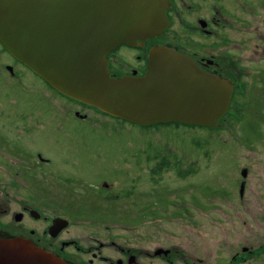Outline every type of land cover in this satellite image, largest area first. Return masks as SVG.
Returning a JSON list of instances; mask_svg holds the SVG:
<instances>
[{
	"label": "flooded vegetation",
	"instance_id": "flooded-vegetation-1",
	"mask_svg": "<svg viewBox=\"0 0 264 264\" xmlns=\"http://www.w3.org/2000/svg\"><path fill=\"white\" fill-rule=\"evenodd\" d=\"M168 2L169 25L164 32L148 39L143 46L122 45L110 53L107 59L111 75L144 76L153 48L175 50L188 56L201 71L231 85L233 92L228 112L216 126L169 124L178 128L183 125L190 132L207 128L209 142L215 143L226 141L222 136H229L230 132L249 136L254 126V136L264 142V0ZM123 50L127 52L123 54ZM0 104L3 114L12 117L0 123V235L36 245L75 264H158L155 262L158 260L163 264H176L177 260L184 264L204 262L202 257L196 256L192 245L186 249L176 243L160 244L159 238L148 230L147 225L152 223L144 222L140 237H133V231L125 228L128 235L124 237L110 238L108 242L96 240L97 247L95 244L77 246L79 252L72 251L70 248L76 246L73 239L59 240L73 224L69 213L84 216L87 212H159L164 209V177L176 173L185 179L194 175L196 168L194 164H186L183 157L175 156V152H165L163 147L135 163L131 156L102 160L96 157L87 166L69 161L55 163L50 153L31 145L34 131L51 123L52 113L59 129L67 128L69 122L74 121L88 123L91 128L109 134H121L131 125L59 92L12 55L1 41ZM40 106L44 109H36ZM102 118L118 120L124 125L109 126L101 122ZM218 135H221L220 140H214ZM260 154L256 153L248 165L242 163L238 167L242 201L249 185V166L259 163L257 155ZM260 158L263 163L264 158ZM134 165L136 171H133ZM73 166H81L83 171ZM259 171L264 174L263 165ZM182 206L189 211L186 205ZM59 217L68 220V226L54 236L51 227ZM37 222H42V226ZM104 228L110 230L112 227L104 224ZM106 245L114 248L117 255L103 254ZM258 250L260 253L259 248L244 247L240 258L244 259L246 253L256 254Z\"/></svg>",
	"mask_w": 264,
	"mask_h": 264
},
{
	"label": "water",
	"instance_id": "water-1",
	"mask_svg": "<svg viewBox=\"0 0 264 264\" xmlns=\"http://www.w3.org/2000/svg\"><path fill=\"white\" fill-rule=\"evenodd\" d=\"M168 7V0H0V41L56 90L113 117L144 126H216L233 88L186 55L155 47L144 76L111 75L108 55L160 36ZM67 226L56 218L53 235ZM0 264L75 263L0 235Z\"/></svg>",
	"mask_w": 264,
	"mask_h": 264
},
{
	"label": "rangeland",
	"instance_id": "rangeland-1",
	"mask_svg": "<svg viewBox=\"0 0 264 264\" xmlns=\"http://www.w3.org/2000/svg\"><path fill=\"white\" fill-rule=\"evenodd\" d=\"M126 52L122 51L123 54ZM3 110L0 104L1 124L5 122L4 118H12L7 113L4 115ZM51 120V123H45V128H36L31 145L50 153L55 163L69 161L87 166L96 157L102 160L105 157L130 156L135 163L163 147L165 152H175V156L183 157L186 164H194L196 168L195 174L185 179L176 173L164 177V209L159 212H87L84 216L82 213H69L73 224L59 240L73 239L76 246L70 248L72 251L78 253L77 246L91 247L95 244L97 247L98 241L124 237L128 235L126 229L133 231V237H140L144 222L152 223L147 225L148 230L159 238L160 244L176 243L186 249L193 246L196 256L203 258L202 264H264V174L259 171L262 165L264 167L260 158H264V142L254 136V126L249 136L231 132L227 136L224 133L222 137L227 138L226 141L215 143L209 142L210 131L207 128L190 132L183 125L180 128L175 124L142 127L127 123L131 125L129 130L109 134L99 128H91L88 123L74 121L69 122L67 128L59 129L53 113ZM101 122L109 126L124 125L108 118H102ZM220 138L218 135L214 140ZM256 153H261L257 155L259 163L253 162L249 166V185L242 201L239 198L241 176L238 167L242 163L248 165ZM81 166H73V169L82 172ZM136 169L134 165L133 171ZM224 193L227 194L223 196ZM182 204L189 211H185ZM41 223L37 222V225L42 226ZM104 224L112 228L107 230ZM244 247L259 248L261 252L246 253L241 259ZM102 253L117 255L110 245H106ZM155 262L163 264L159 260ZM176 264L184 263L177 260Z\"/></svg>",
	"mask_w": 264,
	"mask_h": 264
},
{
	"label": "trees",
	"instance_id": "trees-1",
	"mask_svg": "<svg viewBox=\"0 0 264 264\" xmlns=\"http://www.w3.org/2000/svg\"><path fill=\"white\" fill-rule=\"evenodd\" d=\"M161 124H164V123H161ZM167 124H169V123H167Z\"/></svg>",
	"mask_w": 264,
	"mask_h": 264
}]
</instances>
